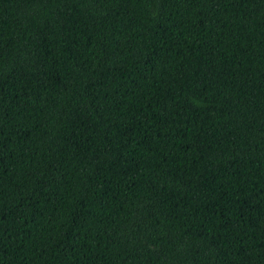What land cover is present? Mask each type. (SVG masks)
<instances>
[{"label": "trees", "instance_id": "16d2710c", "mask_svg": "<svg viewBox=\"0 0 264 264\" xmlns=\"http://www.w3.org/2000/svg\"><path fill=\"white\" fill-rule=\"evenodd\" d=\"M0 264H264V0H0Z\"/></svg>", "mask_w": 264, "mask_h": 264}]
</instances>
